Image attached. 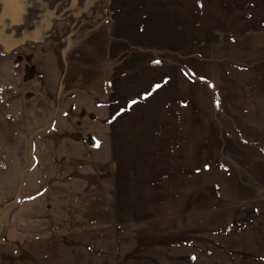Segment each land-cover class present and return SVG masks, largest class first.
Masks as SVG:
<instances>
[{
	"label": "rangeland",
	"instance_id": "obj_1",
	"mask_svg": "<svg viewBox=\"0 0 264 264\" xmlns=\"http://www.w3.org/2000/svg\"><path fill=\"white\" fill-rule=\"evenodd\" d=\"M21 176L0 264H264V0H0Z\"/></svg>",
	"mask_w": 264,
	"mask_h": 264
},
{
	"label": "crops",
	"instance_id": "obj_2",
	"mask_svg": "<svg viewBox=\"0 0 264 264\" xmlns=\"http://www.w3.org/2000/svg\"><path fill=\"white\" fill-rule=\"evenodd\" d=\"M201 64V63H200ZM202 67H200L199 69H201ZM182 75H183V77L185 78V79H189L190 80V78L188 77V76H186L187 74L186 73H182ZM70 182H72V181H70ZM16 191H17V188H15L14 189V193L11 195V196H9V197H6V198H4V199H2V200H0V208L1 207H5V205H6V202L7 201H9L10 199H12V197H14L13 195H15L16 194ZM8 203V202H7ZM34 243L32 244V242H29V245H26V244H23V254H24V256H32V253L34 252V251H32V250H30L31 248H34ZM53 246H54V244H53ZM45 247H47V249H49V248H51L52 246L50 245V244H46L45 245ZM28 250V251H27ZM31 258V257H30Z\"/></svg>",
	"mask_w": 264,
	"mask_h": 264
},
{
	"label": "trees",
	"instance_id": "obj_3",
	"mask_svg": "<svg viewBox=\"0 0 264 264\" xmlns=\"http://www.w3.org/2000/svg\"><path fill=\"white\" fill-rule=\"evenodd\" d=\"M31 161H33V160L31 159ZM31 165L28 167V169L31 167ZM22 181H23V178L21 176V178L19 180L18 187H17L16 195L14 197V199H17L18 203L22 202L24 200V198L27 196V194L22 191ZM5 221H4V224H5ZM3 241H4L3 246H5L7 248H9V247L14 248V245H15L14 243H12L10 241H6V240H3Z\"/></svg>",
	"mask_w": 264,
	"mask_h": 264
},
{
	"label": "water",
	"instance_id": "obj_4",
	"mask_svg": "<svg viewBox=\"0 0 264 264\" xmlns=\"http://www.w3.org/2000/svg\"><path fill=\"white\" fill-rule=\"evenodd\" d=\"M18 205V201L17 199H14L13 202L9 205H7L1 212H0V231L1 228L4 224V221L7 219V217L9 216L10 212L12 211V209H14L15 207H17ZM4 241L0 238V245H3Z\"/></svg>",
	"mask_w": 264,
	"mask_h": 264
}]
</instances>
